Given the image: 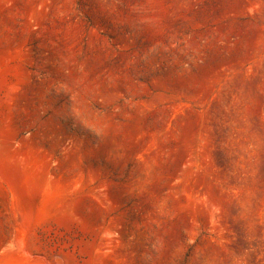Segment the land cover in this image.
Wrapping results in <instances>:
<instances>
[{"label":"rangeland","instance_id":"1","mask_svg":"<svg viewBox=\"0 0 264 264\" xmlns=\"http://www.w3.org/2000/svg\"><path fill=\"white\" fill-rule=\"evenodd\" d=\"M0 264H264V0H0Z\"/></svg>","mask_w":264,"mask_h":264}]
</instances>
